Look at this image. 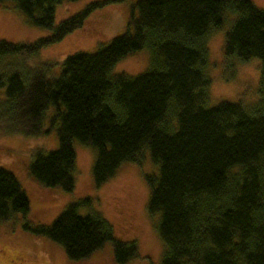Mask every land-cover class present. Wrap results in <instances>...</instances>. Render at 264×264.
Returning a JSON list of instances; mask_svg holds the SVG:
<instances>
[{
	"label": "trees",
	"instance_id": "1",
	"mask_svg": "<svg viewBox=\"0 0 264 264\" xmlns=\"http://www.w3.org/2000/svg\"><path fill=\"white\" fill-rule=\"evenodd\" d=\"M5 1L50 30L32 44L0 41V61L11 59L0 65V131L43 134L49 106L59 118L57 147L34 152L30 176L45 188L70 192L73 140L95 149V186L148 152L158 167L145 182L165 246L160 264H264V10L251 0H137L123 34L94 53L65 57L51 75L52 62L26 69L21 59L80 28L94 8L122 0L90 4L56 26L54 6L76 0ZM226 14L235 18L224 33L223 55L260 61L257 99L207 107L206 42ZM143 48L150 51L147 70L111 74L121 58ZM85 203L68 204L48 226L23 229L59 244L70 261L108 242L116 264L133 258L135 245L115 239L100 215L79 214ZM27 212L19 182L0 169V221Z\"/></svg>",
	"mask_w": 264,
	"mask_h": 264
},
{
	"label": "rangeland",
	"instance_id": "2",
	"mask_svg": "<svg viewBox=\"0 0 264 264\" xmlns=\"http://www.w3.org/2000/svg\"><path fill=\"white\" fill-rule=\"evenodd\" d=\"M101 1L106 0L63 1L55 5L54 26L90 4ZM136 1H111L94 8L80 28L59 42L42 48L34 56L22 58V65L30 69L43 62H52L54 66L50 74L55 75L62 68L65 57L76 53H94L123 34L131 12L135 14ZM251 2L264 10V0ZM234 18L235 15L226 14L221 28L211 30L206 42L208 64L205 75L210 81L207 107L223 101H241L244 105H251L257 99L260 61L257 58L239 61L223 55L224 33ZM49 35L50 30L33 25L14 2H0V41L32 44ZM9 61L11 59L6 58L0 61V65ZM149 61L150 51L140 49L121 58L111 74L138 75L148 69ZM59 108L63 111L61 106ZM55 113L53 106L45 111L44 133L38 136L0 131V169L10 172L17 179L28 200L25 215L13 213L0 221V264H116L110 242L86 259L70 261L59 244L23 229L24 224L48 226L68 204L84 200L88 203L79 204L80 215L90 211L97 213L110 225L115 239L135 245V256L125 264H160L165 246L157 230L159 215L148 210L149 188L145 182V176L156 177L158 167L151 161L148 152H144L139 164L122 163L111 178L95 186L91 172L95 149L73 140L74 184L70 192L58 187L45 188L30 176L28 166L34 159V152L39 149L48 152L57 147L59 118L54 117Z\"/></svg>",
	"mask_w": 264,
	"mask_h": 264
}]
</instances>
